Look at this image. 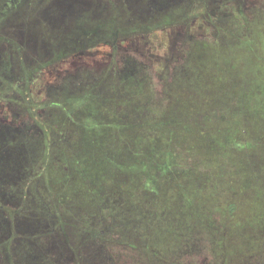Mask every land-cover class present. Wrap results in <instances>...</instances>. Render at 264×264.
Listing matches in <instances>:
<instances>
[{
    "label": "rangeland",
    "instance_id": "1",
    "mask_svg": "<svg viewBox=\"0 0 264 264\" xmlns=\"http://www.w3.org/2000/svg\"><path fill=\"white\" fill-rule=\"evenodd\" d=\"M0 264H264V0H0Z\"/></svg>",
    "mask_w": 264,
    "mask_h": 264
}]
</instances>
